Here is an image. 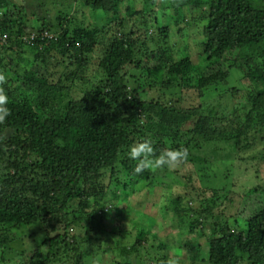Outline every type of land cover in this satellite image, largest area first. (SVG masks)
Instances as JSON below:
<instances>
[{"label":"trees","instance_id":"obj_1","mask_svg":"<svg viewBox=\"0 0 264 264\" xmlns=\"http://www.w3.org/2000/svg\"><path fill=\"white\" fill-rule=\"evenodd\" d=\"M127 1L77 0L91 12L103 14L108 23L114 18L119 24L125 22L120 6ZM142 5V11L158 7L162 14L164 11L173 13L170 18L175 25L180 21L175 16L177 12L190 6L202 8L208 5V35L201 46L203 55L207 60H217L226 51L234 49L241 51V55L238 61L228 66V74L218 69L201 76L197 80L200 96L203 97L205 88L211 85L226 84L231 79L233 82L231 70L236 68L239 70L238 79L243 78L253 85L252 94L246 95L247 103L240 102L229 110L227 100L223 101V96H217L213 100L215 105L202 114V109L185 112L130 96L125 90L127 77L122 74L127 64L145 67L153 76L161 68L151 65L152 61L159 59L153 52L142 55L140 59L134 57L140 52V37H115L99 61L101 78L97 85L91 91L83 90L81 86L78 92L82 96L75 100L71 93L77 90L75 88L80 83L84 85L87 81L89 57L98 45V27L67 29L49 24L47 28L45 23L34 26L29 20L11 21L7 13L1 12L0 40L4 35L6 39L0 41V73L10 55H17L18 52L21 56H32L25 62L24 71L12 75L8 83H0V88L8 96L10 110L9 117L0 123V249H8L9 239L3 233L14 227L29 228L39 224L38 232L43 239H39L35 253L26 264H99L101 259L97 255L105 253L106 249H101L100 243L103 245V242L97 241L98 234L107 241L114 238V250L120 260L116 259L113 264H134L135 261L128 257L129 251L133 253L132 249L135 251L145 242L150 235L148 229L137 222H130L131 226L134 225L131 247L127 231L119 228L113 232L109 228L113 220L122 218H111L117 211L114 210L116 204L119 206L126 197L140 191L142 186L149 188L146 192L150 193L157 188L155 184H160L155 169L133 174L136 161L126 154L128 146L147 139L152 142L154 156L158 157L165 150L186 152V156L176 165L193 164L195 176L211 188L210 199L214 200L219 189H226L228 191H222L230 193L224 199L225 206L221 202V212L217 211L216 214L207 205L194 212L189 209L192 199L183 206L186 197L180 194L172 196L168 210L180 219L186 229L183 235H192L198 228L195 234L199 238L203 237L204 230L209 233L205 239L207 252L204 254L199 253L201 246L196 243L183 244L187 258L191 262L196 259L208 264H264L262 185H253L246 192L247 197L255 198V207L248 211L246 217H242L241 222L233 223L234 229H229L230 216H225V211L229 209L227 204L232 208L235 205L237 212L240 200L235 204L236 195L231 191L232 185L226 183L232 177L228 175L234 173L235 166L248 169L253 162L238 163L235 158L230 159L228 152L225 153L226 156L220 161L231 162L226 167V175L217 181L211 166L208 167L211 162L217 161L214 159L217 157L215 152L212 153L211 147H208L203 151L205 153L197 156L201 148L195 141V138H203L217 144L226 140L233 152L245 135L253 129L264 127V2L142 0ZM127 11L126 15H133L132 10L127 8ZM109 15L113 18L109 19ZM67 22L74 24L72 19ZM152 25L154 29H150V32L143 29L141 38L153 32V37L169 40L168 28L161 27L156 16L149 24ZM43 32L55 38L43 40ZM143 44L144 54L146 44ZM157 53L168 60V64L162 67V74H166L168 79L154 76L159 84L165 82L167 87H173L174 82L179 83L178 78L192 72L191 60L187 57L175 62L167 43ZM59 68L63 72L56 70ZM179 84L183 88L182 83ZM236 91L234 87L229 89L232 94ZM134 92H137V88H134ZM228 95L232 97L230 93ZM142 116L146 117L142 120ZM154 119L159 122L154 123ZM226 121H229L231 128L218 133L216 127L220 130ZM208 133L214 137L215 133L218 135L209 139L205 137ZM170 168L157 169V173L168 175L170 171L174 178L177 177V169ZM258 170L263 173V169ZM90 208L92 211L86 212ZM72 227L78 230L76 237L72 236L70 240L67 231ZM162 247L166 249L164 245ZM163 254L168 260L167 251Z\"/></svg>","mask_w":264,"mask_h":264},{"label":"rangeland","instance_id":"obj_2","mask_svg":"<svg viewBox=\"0 0 264 264\" xmlns=\"http://www.w3.org/2000/svg\"><path fill=\"white\" fill-rule=\"evenodd\" d=\"M262 1L264 2V0ZM127 8L133 11L131 12L133 15L125 14L128 12ZM208 8V5H204L202 8L190 6L177 12L175 16L180 19V21L178 25H175L170 18L173 17V13L170 12L169 14L168 11H164V14H162V11L158 9V7H149L142 11L144 9L142 0H128L120 6L121 17L125 19V22L119 24L114 21L112 15L108 16L109 19L113 18V20L108 23L103 14L100 12H91L89 8L80 5L77 0H0V13H7L11 21H19L20 19L23 21L29 20L30 24L34 26H40L45 23L44 25L47 26V28L49 24L53 26L60 25L67 29L80 26L89 29L98 27L100 30L97 36L98 45L89 57V70L87 72L89 74L86 76L88 82L86 81L84 85L80 83L78 88H75L77 90L72 91L71 97L73 99L76 100L81 98L82 94L78 92L81 86L83 90L87 89L91 91L94 86L97 85L98 79L101 78L98 68L99 61L103 58L105 51L110 47L115 37L120 39L140 37L141 40L138 44L140 52L135 54L136 56L134 57L140 59L142 55L151 52L154 53V56L159 57L157 62H151V65L155 67H161L154 75L157 79H161L162 76L168 79L166 74H162V67L168 64L167 57L157 53L159 48L166 43L172 51L171 56L175 62L187 57L191 60L192 72L180 79L178 78L177 82L182 83L183 88H180V84L175 82L173 87H167L165 82L160 84L156 82L155 77L150 75L145 67L137 68L134 64L129 63L122 69V74L127 77L125 90L129 92L132 97H138L144 101L149 100L158 102L166 108H174L185 112L192 109H202V114L205 113L207 108H212V106L215 105L213 100L217 96H223V101L227 100L226 107L230 110L234 105L236 106L240 102L246 104V95L249 93L252 94L251 91L253 90V85H251L249 81L243 78L238 79L239 76L237 72L239 70L234 68L231 70L234 79L233 82L231 79L227 80L226 84L219 83L216 86L211 85L205 88L206 92L203 94V97L200 96L197 88V80L201 76L207 75L208 72L213 73L218 69L228 74V66L230 67L234 61H238L241 55V51L237 49L226 51L224 56L217 60H207L206 56L203 55L201 46L208 35L206 30L209 13ZM26 12L28 13L27 15L25 14ZM152 12L154 14L150 15ZM155 16L160 20L161 27L168 28V41L153 37L155 35L153 32L151 35L141 38L140 35L143 33V29L146 31L154 29L153 25L149 26V24L153 23ZM71 19L74 24H69V22H67V20ZM146 22L147 24L145 25ZM143 43L146 44L144 54L142 52ZM31 56H21L18 52L17 55H10L8 57L9 60H7L8 62L6 61L7 65L1 70L0 77H3V79L0 80V83H2V85L8 83L12 75L21 72V70L24 71L25 62L30 59ZM57 59L59 60V58ZM56 70H59V73L63 72V69L60 68ZM6 80L8 81L6 82ZM233 87L237 88L234 94L229 92V89ZM134 88H137V92H134ZM208 92H211V94ZM229 93L232 97H229ZM242 108L243 107H241V109ZM145 117L146 116H142V120ZM218 118L221 119V117ZM153 122L158 123L159 120L154 119ZM228 123L229 121H226V124H222L223 127H221L220 130L216 127L217 132H223L224 129L231 128V125ZM190 125L188 124V126ZM208 134H206L205 137L209 139L215 138L218 135L215 133L214 137L212 133ZM195 141L198 142L201 148V151L196 154L197 156L205 153L203 151L208 150V147H211L212 153L215 152V156L217 157H214V159L217 161L210 160V162H215H211V165H208V167L211 166L212 174L216 175L215 179L217 181L222 180L221 176L226 175V167L229 166L231 162L220 161L226 156L225 153L228 152L230 159L233 157L238 163L253 162L252 166L248 169H245L243 166H235L234 173L228 175L232 177L226 183H231L230 185H232L231 191L236 195L235 204L240 199L237 205V212L234 208L235 205L233 208L228 206V204L226 206L229 207V209L225 211V216H230L229 229L232 230L234 229L233 223L235 221L241 222L242 217H246L248 211L253 210L255 207V198L247 197L246 192L251 190L253 185L256 184L262 185L261 188L264 189V127L253 129L245 135L237 146V149L233 152L229 148V143H225L226 140L222 142L219 141L217 144L214 141L210 142L203 138H195ZM171 168L177 169V171H175L178 173V175H176L177 177L174 178L170 171H168V175H164V173L161 172L157 173V169H155L156 179L160 184H155L157 188L155 187L153 189L154 191L150 193L146 192L149 188L146 189L142 186L140 188L141 190L139 189L140 191L134 192L133 195L126 197V200L119 204V206L118 204L114 206V210L117 211L111 218H122L118 221L113 220L112 227L109 226V229H112L111 231L113 232H117L119 228L127 231L131 241L129 246L132 247L134 242V230L132 229L134 225L131 226L130 222H137L144 226L145 229L147 228L150 233V235L146 237L145 242L141 243L140 247L136 248L135 251L132 249L133 253L129 251L128 257L131 261H135L134 264H168L169 260H171L169 264H208L207 262H199L196 259V261L194 260L191 262V259L187 258V252L183 247L184 243H196L199 247L201 246L199 253H206L207 245L205 239L209 234L208 230H204V235L200 238L195 234L198 232L199 228L195 230V233L192 235H183L186 229L181 224L180 219L168 210L170 200L173 195L180 194L186 197L183 206H185L187 200L190 201L192 199V203L189 204L190 210L198 212L202 206L204 208L207 205L208 207H212L211 210L216 214L217 211L221 212L220 203L224 202L225 197L229 196L230 193L222 191H228L226 189H219L213 198L214 200H212L210 199L211 188H208L204 181L198 180L199 178L195 176L193 164H186L185 166H179L178 164ZM258 168L263 169V173H261L260 170L256 171ZM255 177L258 178L256 179ZM171 182L173 183L172 186L166 187V185ZM238 184L240 187H238ZM52 192H55V190ZM242 195H244V197ZM91 211L92 209L90 208L86 212ZM35 225L29 228L14 227L10 231L8 230V232L3 233L4 236L8 237L9 242H7L8 249L6 251L0 249V264H26L28 262L39 245V239H43V235L38 232L40 227L38 226L39 224ZM77 230L78 228L72 227L67 231L70 240L72 236L76 237ZM59 232L62 233L61 229ZM98 235H96L98 237L97 241L100 240V242H103V245L100 243L101 249H106L105 253L97 255V257L101 259L99 264H113L116 259L120 260L118 259L119 255L114 250V238H109L111 241H107L104 240L101 235ZM93 236H95V234ZM162 245H164L166 249H162ZM165 251H167L166 255L168 260H166V256L163 254ZM67 263L70 264V262Z\"/></svg>","mask_w":264,"mask_h":264},{"label":"clouds","instance_id":"obj_3","mask_svg":"<svg viewBox=\"0 0 264 264\" xmlns=\"http://www.w3.org/2000/svg\"><path fill=\"white\" fill-rule=\"evenodd\" d=\"M3 77H0L2 80ZM9 99L0 88V123H3L10 115L8 108ZM127 157L136 161L133 174L139 175L149 169H161L165 166L173 167L186 156V152L178 150H165L157 157L154 156V148L151 140L136 142L126 149Z\"/></svg>","mask_w":264,"mask_h":264},{"label":"built area","instance_id":"obj_4","mask_svg":"<svg viewBox=\"0 0 264 264\" xmlns=\"http://www.w3.org/2000/svg\"><path fill=\"white\" fill-rule=\"evenodd\" d=\"M41 38H42L43 40H47V39H48V40H51V39H54L55 36H52V35L48 34L47 32H43V33L41 34ZM5 39H6V36L4 35L0 41L3 42ZM32 39H33V38H32Z\"/></svg>","mask_w":264,"mask_h":264}]
</instances>
